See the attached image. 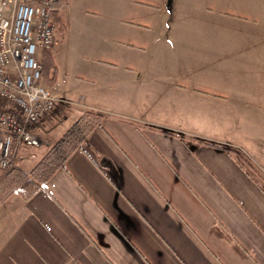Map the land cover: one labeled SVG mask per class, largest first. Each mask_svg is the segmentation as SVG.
I'll return each instance as SVG.
<instances>
[{
	"label": "crops",
	"instance_id": "1",
	"mask_svg": "<svg viewBox=\"0 0 264 264\" xmlns=\"http://www.w3.org/2000/svg\"><path fill=\"white\" fill-rule=\"evenodd\" d=\"M67 1L38 58L73 105L19 166L103 120L30 199L0 196V264H264V0Z\"/></svg>",
	"mask_w": 264,
	"mask_h": 264
},
{
	"label": "built area",
	"instance_id": "2",
	"mask_svg": "<svg viewBox=\"0 0 264 264\" xmlns=\"http://www.w3.org/2000/svg\"><path fill=\"white\" fill-rule=\"evenodd\" d=\"M57 0H0V170L23 161L21 149L49 144L29 130L48 117L60 99L44 84L39 51L57 45L52 18ZM35 157V155H32Z\"/></svg>",
	"mask_w": 264,
	"mask_h": 264
},
{
	"label": "trees",
	"instance_id": "3",
	"mask_svg": "<svg viewBox=\"0 0 264 264\" xmlns=\"http://www.w3.org/2000/svg\"><path fill=\"white\" fill-rule=\"evenodd\" d=\"M66 5L67 0H57L53 6L52 18L57 27V34L60 35H63L65 31V23L60 10ZM44 67L42 63L43 78ZM102 120L103 116L100 113L83 111L30 170L26 171L18 165L0 178V196L8 198L16 193L24 200L30 199L46 187L49 180L65 165L71 155L83 146L94 129L101 126ZM37 126H30L29 130L35 133ZM223 148L235 151L230 146H223ZM235 154L243 158L240 152L235 151Z\"/></svg>",
	"mask_w": 264,
	"mask_h": 264
},
{
	"label": "rangeland",
	"instance_id": "4",
	"mask_svg": "<svg viewBox=\"0 0 264 264\" xmlns=\"http://www.w3.org/2000/svg\"><path fill=\"white\" fill-rule=\"evenodd\" d=\"M174 1V0H173ZM68 2V1H67ZM68 4V3H67ZM67 6V5H66ZM68 123L67 122L64 126H68ZM64 132L63 128L61 130H57L55 131L52 135L49 136V140L51 141L50 143L54 144L61 136H62V133ZM36 155V154H35ZM40 156L41 155H36V157H30L31 160H36L38 161L40 159ZM33 161V162H34ZM33 164V163H32ZM32 164H29V166H32ZM1 172V170H0Z\"/></svg>",
	"mask_w": 264,
	"mask_h": 264
}]
</instances>
